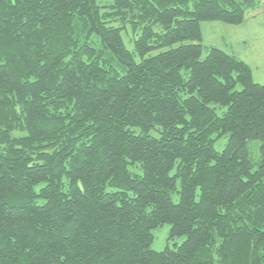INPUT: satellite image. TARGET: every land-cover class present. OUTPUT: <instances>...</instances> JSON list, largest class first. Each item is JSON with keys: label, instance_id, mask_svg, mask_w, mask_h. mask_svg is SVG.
Masks as SVG:
<instances>
[{"label": "trees", "instance_id": "trees-1", "mask_svg": "<svg viewBox=\"0 0 264 264\" xmlns=\"http://www.w3.org/2000/svg\"><path fill=\"white\" fill-rule=\"evenodd\" d=\"M257 1L0 0V264H264V84L200 30Z\"/></svg>", "mask_w": 264, "mask_h": 264}, {"label": "rangeland", "instance_id": "rangeland-1", "mask_svg": "<svg viewBox=\"0 0 264 264\" xmlns=\"http://www.w3.org/2000/svg\"><path fill=\"white\" fill-rule=\"evenodd\" d=\"M113 0H95L97 6L111 5ZM107 11V9H102ZM202 35L201 44L203 45L202 58L207 54V48H217L224 50L228 45L232 47L233 56L245 62L252 72V79L256 84H264V0H258L256 9L246 15L244 22L239 26H229L220 22H204L200 24ZM122 40L128 50L133 49L132 31L127 25L126 30L121 31ZM193 43V42H187ZM226 50V49H225ZM224 50V51H225ZM228 52V51H226ZM216 113L222 116L226 110L223 106L215 105ZM228 134L218 137L213 148L216 152H221L227 143ZM252 162H258L259 156L256 149H252ZM256 167V165L254 166ZM129 170L134 174H141V170L128 166ZM179 184L177 183V188ZM177 195H172V200L177 202ZM152 242L150 248L153 251H163L166 246L175 249L184 241V236L175 239L169 238L170 224H163L152 231Z\"/></svg>", "mask_w": 264, "mask_h": 264}, {"label": "crops", "instance_id": "crops-1", "mask_svg": "<svg viewBox=\"0 0 264 264\" xmlns=\"http://www.w3.org/2000/svg\"><path fill=\"white\" fill-rule=\"evenodd\" d=\"M225 49H226V50H225ZM224 50H225V52L228 51V52H227L228 54L233 55V52H232L233 50H232V47H231L230 45H228L227 48H224ZM224 50H223V51H224ZM239 59H240V58H239Z\"/></svg>", "mask_w": 264, "mask_h": 264}]
</instances>
